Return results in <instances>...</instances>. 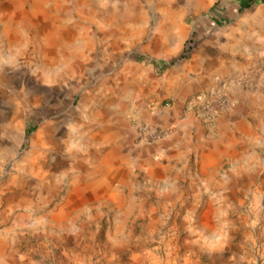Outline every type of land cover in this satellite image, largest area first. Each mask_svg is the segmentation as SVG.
<instances>
[{
	"label": "rangeland",
	"instance_id": "obj_1",
	"mask_svg": "<svg viewBox=\"0 0 264 264\" xmlns=\"http://www.w3.org/2000/svg\"><path fill=\"white\" fill-rule=\"evenodd\" d=\"M68 1L75 21L91 14L85 0ZM251 1L90 0L91 51L84 56L86 32L78 21L81 38L59 44L46 69L34 30L21 31L24 43L16 48L0 36V264H264V0ZM57 2L60 11L68 9ZM104 12L110 16L102 31L97 24ZM179 38L181 55L163 58L160 50L177 46ZM231 39L234 54L225 58L234 63L220 68L217 84L233 107L222 115L251 126L250 142L230 144L239 152L244 147L253 164L245 180L223 183L235 190L225 197L218 180L241 164L221 142L206 164L191 155L165 176L141 164L153 155L137 138L136 124L146 120L138 113L159 93L132 96V80L122 75L139 64L158 78L200 47ZM201 92L191 93L184 113L196 112L190 104ZM161 100L173 107L171 96ZM86 110L111 114L114 141L102 145L90 136L99 129L88 123ZM113 148L122 159L111 189L87 191L66 208L74 187L89 183L96 158Z\"/></svg>",
	"mask_w": 264,
	"mask_h": 264
},
{
	"label": "crops",
	"instance_id": "obj_2",
	"mask_svg": "<svg viewBox=\"0 0 264 264\" xmlns=\"http://www.w3.org/2000/svg\"><path fill=\"white\" fill-rule=\"evenodd\" d=\"M32 1L33 0L21 1V8L24 10L25 14L30 10ZM57 1L59 0L38 1L46 9L50 7L51 9L53 8V10L57 12L56 15L58 18L74 30V36L71 42L66 43L62 40H58L56 45H71L74 40L77 42L81 38V32H79L81 30L74 28L73 24L82 21L86 32L85 40L87 42V46L84 49L85 56L89 50L91 51L93 45L92 39L95 34V31L86 24V18L89 17L90 19L94 17L95 14L90 8V0L85 1L87 11L91 14L85 17V19L78 16L77 21L73 19L75 4L68 0H62L66 3L68 9L60 11ZM11 2L12 0H2L0 2V7L5 11L0 13V17L11 18L14 16L9 10L12 7ZM54 4L57 5V9L53 7ZM107 15L108 16H106L105 12L98 15V30L105 31L106 17L110 16V12ZM115 16V21L119 20L121 17L118 12H116ZM131 16L133 17V14ZM145 27L146 25L142 23V26L138 28L139 32L145 31ZM27 32H25L26 36L28 35ZM163 40L166 42V39ZM178 41L175 47L165 46L160 50V55L167 60H170L172 57H179L182 53L181 49L183 48L184 39L179 38ZM233 41L232 39L226 40L225 42L216 41L212 44L204 45L200 47L189 60L182 62L180 66L169 70L158 78L153 76L151 69L144 68L139 64H129L125 67L122 77L125 81L132 80L129 90L130 95L133 96L135 93L139 95L141 91L159 93V95L153 96L154 98L151 102L153 103L152 107L148 106L145 111L138 114L142 116L143 119H146L145 122L151 126L171 128L174 131L172 138L168 141L160 140L153 143H146L149 145L148 150L152 153L153 158H151L150 155L143 157L141 159V164L146 166L147 171H149L151 175L165 176L173 165L176 166L184 162L188 163L191 155H197L201 163L204 162V164H206V158L214 153V144L221 142L225 149L231 150L239 155L240 159L237 163L241 164V169L239 171H233L228 178H221L218 180V186H220L223 196H231L235 191L232 186L227 184L223 185L227 179L229 181L233 179L241 181L246 179L249 172L248 168L253 162H251L249 154L245 151L244 147L241 148L240 153L237 148L231 146L230 143H237L239 140L241 142H250L252 139L251 126L246 123L242 124V122L236 120L230 122L227 115H219L215 118L212 126H205L200 121L202 119L199 117L197 110L198 105H201L207 100H211L214 94L219 92L220 89L218 87L220 83L217 84V81L220 79V68L224 69L226 65H229L228 63H231L230 65L234 63V60L228 62L229 59L225 58L227 52H230L229 54H234V50L232 49ZM207 78L208 82L205 81ZM192 84H195V88L191 86ZM150 85L152 86L151 88H149ZM134 87L136 88L135 90H133ZM221 89H223V87H221ZM194 90L202 91L197 97H192L190 109L195 108L196 112L188 110L184 113L183 107ZM162 96H171L173 107L170 101H162ZM166 103L171 105V109H163L162 106ZM151 108L154 113H149ZM86 111L90 112L86 118L88 123L97 124L99 129L97 133H95L96 136L92 133H90V136L95 139L99 138L100 144L102 145L114 141L117 135L115 128L116 122L110 118L111 114L105 110H101L97 113L91 110ZM134 113H137V111H134ZM159 114H161V116L158 117ZM106 128L112 130V140L107 139L102 134V131ZM207 133H213V136ZM110 152H114L115 155H117L114 148ZM209 172H211V170H209Z\"/></svg>",
	"mask_w": 264,
	"mask_h": 264
},
{
	"label": "bare ground",
	"instance_id": "obj_3",
	"mask_svg": "<svg viewBox=\"0 0 264 264\" xmlns=\"http://www.w3.org/2000/svg\"><path fill=\"white\" fill-rule=\"evenodd\" d=\"M1 1L2 0H0V2ZM21 1L22 0H12L11 2L12 7L9 10L14 16L11 18L0 17V36L5 45L12 47L24 43L21 40V31L34 30L37 33V38L41 40L40 44H37V46L39 45L38 54L41 68L46 69L57 55V41L62 40L66 43L71 42L74 36V30L58 18L56 15L57 12L54 11L53 8H44L38 2L39 0H33L31 2L30 10L26 14L21 8ZM53 7L57 9V5L55 4ZM2 11L4 10L0 7V13H2ZM77 24L74 25V28L81 30V27ZM102 134L109 140L113 138V133L110 128L104 129ZM42 135V132L37 134L35 137L36 142L42 140ZM121 159L122 158L115 155L114 152H110L102 158H96L93 164L94 171L90 175L91 179L89 183L87 185L74 187L72 193H70L71 196L69 197L66 208H71L76 205V201L86 197L87 191L93 193L106 190L109 191L111 189L113 176L118 172V165ZM65 209H62L54 218L62 217Z\"/></svg>",
	"mask_w": 264,
	"mask_h": 264
},
{
	"label": "built area",
	"instance_id": "obj_4",
	"mask_svg": "<svg viewBox=\"0 0 264 264\" xmlns=\"http://www.w3.org/2000/svg\"><path fill=\"white\" fill-rule=\"evenodd\" d=\"M163 109H171L169 103L164 104ZM231 100L223 93L216 92L211 100L198 105L199 117L205 123H211L219 115L226 114L232 110ZM137 138L140 143H153L169 138L172 135L171 128L151 126L147 122L140 121L136 124Z\"/></svg>",
	"mask_w": 264,
	"mask_h": 264
},
{
	"label": "trees",
	"instance_id": "obj_5",
	"mask_svg": "<svg viewBox=\"0 0 264 264\" xmlns=\"http://www.w3.org/2000/svg\"><path fill=\"white\" fill-rule=\"evenodd\" d=\"M248 1H251V0H248ZM254 0H252L251 2H253ZM249 5V4H248Z\"/></svg>",
	"mask_w": 264,
	"mask_h": 264
}]
</instances>
